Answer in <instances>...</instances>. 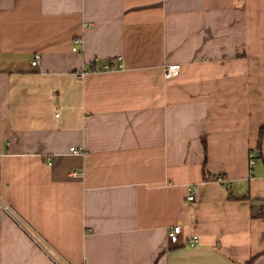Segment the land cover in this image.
<instances>
[{"label":"crops","instance_id":"1","mask_svg":"<svg viewBox=\"0 0 264 264\" xmlns=\"http://www.w3.org/2000/svg\"><path fill=\"white\" fill-rule=\"evenodd\" d=\"M263 127L264 0H0V264H264Z\"/></svg>","mask_w":264,"mask_h":264},{"label":"built area","instance_id":"2","mask_svg":"<svg viewBox=\"0 0 264 264\" xmlns=\"http://www.w3.org/2000/svg\"><path fill=\"white\" fill-rule=\"evenodd\" d=\"M80 40H76V43H79ZM74 50H76V48H74ZM41 56L40 55H36L35 56V60L33 61V65L36 66L40 60ZM121 67H123V65H121ZM106 69H110L111 66L110 65H107L105 67ZM180 68L181 66L179 64H168L165 66V69H164V74H165V77L166 78H173V77H176L179 72H180ZM71 152L73 154H80L82 152V150L80 148H76V147H72L71 148ZM73 176H78V173L77 172H73ZM218 181L220 182H224V178L222 176H220L218 178ZM189 200H193L194 199V196L191 194L189 197H188ZM181 233H182V227L177 225L175 226L174 228H172L170 231H169V239L171 241V244L176 246V245H179L180 244V236H181ZM188 244L191 246V247H194V246H197L199 244V237L197 235H193L189 240H188Z\"/></svg>","mask_w":264,"mask_h":264},{"label":"trees","instance_id":"3","mask_svg":"<svg viewBox=\"0 0 264 264\" xmlns=\"http://www.w3.org/2000/svg\"><path fill=\"white\" fill-rule=\"evenodd\" d=\"M260 138H261L260 143H262V141L264 139V127L261 129ZM259 149L261 150V146H259ZM253 217H255V218H264V200L260 204V206H257L256 208H253Z\"/></svg>","mask_w":264,"mask_h":264}]
</instances>
